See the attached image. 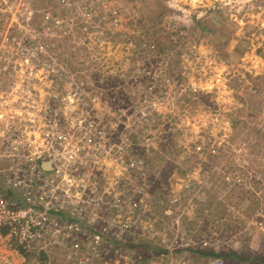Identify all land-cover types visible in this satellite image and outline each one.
<instances>
[{
	"label": "rangeland",
	"instance_id": "rangeland-1",
	"mask_svg": "<svg viewBox=\"0 0 264 264\" xmlns=\"http://www.w3.org/2000/svg\"><path fill=\"white\" fill-rule=\"evenodd\" d=\"M15 147L100 238L46 264H264V0H0V188Z\"/></svg>",
	"mask_w": 264,
	"mask_h": 264
},
{
	"label": "built area",
	"instance_id": "built-area-1",
	"mask_svg": "<svg viewBox=\"0 0 264 264\" xmlns=\"http://www.w3.org/2000/svg\"><path fill=\"white\" fill-rule=\"evenodd\" d=\"M68 139L63 137V141ZM6 149L9 150L8 147ZM20 149L15 147L5 158L10 166L3 171L8 178L5 183L7 187L0 188V264H46V261L41 260L42 253L49 258L52 247L55 248L61 239L68 236V240L73 242L69 247L77 248L79 244L76 242L80 239L78 235H88L90 231L85 224L80 225L79 220L61 219L66 211L79 216V211L74 210L78 204H68L69 201L61 197L63 183L69 179L66 176L70 161L74 158L71 156L73 151L49 160L52 167L44 168L54 170L57 176L45 180L42 173L34 172L29 167H19V162L25 159ZM8 191L13 195H9ZM84 213L87 214V211L81 210V214ZM91 219L89 224L93 225ZM92 234L94 236L88 235V238L94 244L98 243L99 235L97 232ZM219 263L218 259L214 261V264Z\"/></svg>",
	"mask_w": 264,
	"mask_h": 264
},
{
	"label": "trees",
	"instance_id": "trees-1",
	"mask_svg": "<svg viewBox=\"0 0 264 264\" xmlns=\"http://www.w3.org/2000/svg\"><path fill=\"white\" fill-rule=\"evenodd\" d=\"M161 5V4H160ZM4 188V187H2ZM9 195H13L11 191H8L7 192ZM140 244H135L134 246H132L134 249L139 247ZM150 250H151V247L150 246H147ZM206 256H210V257H220L226 261L228 260H233L235 258H239V255L238 254H235V253H232L231 251L229 252H216V251H212V252H209V253H205ZM42 257H46V255L44 253H42ZM46 258H41V260H43L45 262ZM245 260H248V259H245ZM47 262V261H46Z\"/></svg>",
	"mask_w": 264,
	"mask_h": 264
},
{
	"label": "bare ground",
	"instance_id": "bare-ground-1",
	"mask_svg": "<svg viewBox=\"0 0 264 264\" xmlns=\"http://www.w3.org/2000/svg\"><path fill=\"white\" fill-rule=\"evenodd\" d=\"M44 167L51 168L52 167V163L47 161V162L44 163Z\"/></svg>",
	"mask_w": 264,
	"mask_h": 264
}]
</instances>
